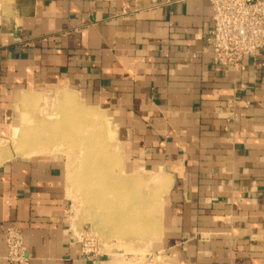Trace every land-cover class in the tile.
I'll return each instance as SVG.
<instances>
[{"label": "crops", "instance_id": "0c3cea01", "mask_svg": "<svg viewBox=\"0 0 264 264\" xmlns=\"http://www.w3.org/2000/svg\"><path fill=\"white\" fill-rule=\"evenodd\" d=\"M212 16L209 0H0V264L2 225L24 264H106L72 233L69 148H12L73 117L63 96L110 120L123 172L165 176L152 264H264V50L216 63Z\"/></svg>", "mask_w": 264, "mask_h": 264}, {"label": "rangeland", "instance_id": "374dc122", "mask_svg": "<svg viewBox=\"0 0 264 264\" xmlns=\"http://www.w3.org/2000/svg\"><path fill=\"white\" fill-rule=\"evenodd\" d=\"M70 105L72 107L71 114H73V117L68 116L69 120L66 121L64 120L65 118H63V120L60 117H56V119L54 118L52 126L53 130H51L50 133H57L58 131H60L58 130L59 127L63 125H68L70 127L68 131H71V133L68 132L63 147L64 149L65 146L69 148H66V155L69 158L70 166H72L69 175H73V177H70L69 180L71 183V197L73 198L71 222H73L74 228H72V233L74 234L76 240H78L82 245H84L87 250L89 249V251H91L92 253L101 254L105 258L106 264H152V260H155L156 258V249L158 247L157 242L162 237V228H160V212L162 208V196L166 189L159 192L158 195V190L155 187L154 182L143 184V186L141 187L138 186L132 188V191L131 188L129 189V193H131L130 204H132L130 206V210L128 211V213L130 214L129 218L132 222V220H134L136 217V213H138L139 217H141L139 210H142L143 208L144 212L142 219L145 222L146 227H151L146 228V230H149V232H138L139 230H133L134 222L131 223L129 227L124 226L123 224L117 225L112 215L113 205H106L105 203V205L102 206L101 203L98 201H88L87 198L89 192L92 191L94 188H97V186L90 188L86 184H82V181H79V172L82 168V162L81 155H79L80 157L78 156L80 152H78V146L79 143H83V140L85 138L91 140L88 142H96L101 140L102 135L105 134L104 136L108 141L107 144H111V147H113L112 152H110L111 159L114 163V166L110 169L111 174L114 173L119 177L126 176L125 178L147 177H145V175L141 173H134L128 175L126 172H123L121 168L122 154L120 153V138L118 132L114 129V127L110 123V120L106 118L105 115H99V117H102L100 119H102L101 122L103 124L101 126L98 124L100 128L98 127L97 130L102 132V134H100L99 136H95V134H93L94 131L92 130L93 125H91L90 123L88 124V121L84 122L82 118V112L84 110H87L88 108L79 109L78 104L74 102V100L72 103H70ZM102 127L105 128L104 131ZM109 130L117 132V134H115V132L114 134H112L113 136L111 137V139L109 138ZM91 134H93V136ZM115 145L118 149H120L119 153H116L114 149ZM73 148L74 151L71 152ZM27 150L28 151L25 153L27 156L31 155L30 153L33 154V148H28ZM68 150H70V152ZM62 151L63 150L60 149V152ZM75 155L77 156L75 157ZM153 197H158L159 202H153ZM139 199L140 201H144L138 202ZM99 208L100 211L101 208H104V210L100 212V217L99 215H97L99 213ZM133 216H135L134 219ZM114 228L128 229L120 233Z\"/></svg>", "mask_w": 264, "mask_h": 264}, {"label": "bare ground", "instance_id": "6f19581e", "mask_svg": "<svg viewBox=\"0 0 264 264\" xmlns=\"http://www.w3.org/2000/svg\"><path fill=\"white\" fill-rule=\"evenodd\" d=\"M60 96L62 97L63 95H60ZM69 97L70 96L68 97L63 96V98L61 99L65 98L64 102H66L67 100L69 102L73 101V99ZM82 113H83L82 118L84 122L88 121L87 122L88 124L90 123L91 125H93L92 126L93 127L92 130L94 131L93 134H95V136H99L100 134H102V132L97 130V128L99 127L98 124L100 126L103 124L101 122L102 119H100L102 117H99L100 114H97L98 112L94 110H89V109L84 110ZM52 126H53V123L51 121L50 122L46 120L41 121V122L39 121L36 124V126L33 127V130L28 131L31 127L27 129V132L25 130L24 131L25 133H23V135L18 141L14 142L12 140L13 141V143H11L13 146L12 148H14V150L17 151L18 153L19 152L22 153V151H24L25 149L33 148L32 150L33 154H38L41 152H58L60 151V149L64 151L65 149L63 145L67 138L68 132L71 133V131H68L70 127L68 125L67 126L63 125L59 127L58 130L60 131H58L57 133H52V132L50 133V131L53 130ZM104 130L105 128H103V131ZM114 132L112 130H109L108 133H109L110 139L113 136L112 134H114ZM93 134L91 135L93 136ZM104 135L105 134L102 135L101 140L96 141V142L95 141L88 142L91 140H89L88 138H85L83 140V143H79V146H78L79 148L78 152L80 151L78 156L81 155V162H82V168H81V171L79 172V177H80L79 181H82V184H86L90 188L97 186V188H94L92 191L90 192L88 191L89 194H88L87 200L88 201L93 200L95 202L98 201L101 203L102 206L105 205V203L106 205H113L112 215L115 220L112 217L111 218L117 223V225L123 224L124 226L129 227L131 223L134 222L133 230H136V231L139 230L138 232H144V231L149 232V230H146V228H151V227H146V224L142 219L143 212H144L143 208L142 210L141 209L139 210L141 217H139V214L136 213L135 214L136 217L133 216V219L134 217L135 219L132 220V222L129 218L130 214L128 213V211L130 210V206L132 205L130 204V194L131 193H129V189L131 188V191H132V188H135L138 186L141 187L143 186V184L154 182V185L158 190L157 193L159 195V192L167 189L168 182L166 183L167 180L164 181L165 179L163 180L162 178L165 176L161 177L160 174L151 176V178H140V177L125 178L126 176L119 177L118 175L114 173L111 174L110 169L111 167L114 166V163L111 159L110 152H112L113 147H111V144L110 145L107 144L108 141L106 140V137ZM7 145L8 144L6 142H2L0 144V153L4 152V150L7 148ZM114 149L116 153L120 152V149H118L117 146H115ZM68 151L70 152V150ZM73 151H74V148L71 150V152ZM76 156L77 155H75V157ZM71 168L72 166H70V170ZM70 177L72 178L73 175L72 174L69 175V180H70ZM141 201H144V200H141ZM141 201L139 199L138 202H141ZM153 202L158 203L159 202L158 197H153ZM144 205H145V202H144ZM98 210H99V213L97 215H99L100 217V212L104 210V208H101V211H100V208ZM114 229L122 233L128 228H114ZM129 229H132V228H129Z\"/></svg>", "mask_w": 264, "mask_h": 264}, {"label": "built area", "instance_id": "2783aa9c", "mask_svg": "<svg viewBox=\"0 0 264 264\" xmlns=\"http://www.w3.org/2000/svg\"><path fill=\"white\" fill-rule=\"evenodd\" d=\"M213 28L209 43L216 63L224 62L235 72L244 67L246 56L257 57L264 50V0H209ZM245 84L239 86L244 90ZM7 247V260L13 264L28 261L22 231L1 226ZM89 250V249H88Z\"/></svg>", "mask_w": 264, "mask_h": 264}]
</instances>
